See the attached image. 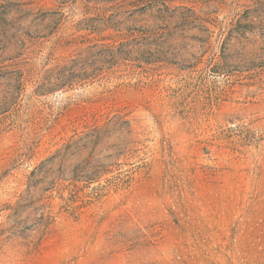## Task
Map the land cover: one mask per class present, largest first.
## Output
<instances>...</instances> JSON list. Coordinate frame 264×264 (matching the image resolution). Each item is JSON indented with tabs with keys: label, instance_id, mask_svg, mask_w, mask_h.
I'll return each instance as SVG.
<instances>
[{
	"label": "rangeland",
	"instance_id": "rangeland-1",
	"mask_svg": "<svg viewBox=\"0 0 264 264\" xmlns=\"http://www.w3.org/2000/svg\"><path fill=\"white\" fill-rule=\"evenodd\" d=\"M0 264H264V0H0Z\"/></svg>",
	"mask_w": 264,
	"mask_h": 264
},
{
	"label": "trees",
	"instance_id": "trees-1",
	"mask_svg": "<svg viewBox=\"0 0 264 264\" xmlns=\"http://www.w3.org/2000/svg\"><path fill=\"white\" fill-rule=\"evenodd\" d=\"M80 76H85V75H83V74H81L80 73ZM74 82V81H73ZM99 118H96V115H94V117H93V122L95 123V125L93 126V128L91 129V133H92V135H93V140H94V142H93V149L95 148V146H97V144H99L101 141H103L104 140V137L107 135V133H108V136L109 137H111L112 136V133H113V135H115V134H117V133H121V134H123L124 133V130L123 129H120V130H117V131H115V130H108V132L106 133V134H103L102 132L104 131V129L105 128H99V127H97L96 125H97V123H98V120ZM116 126V125H115ZM107 131V130H106ZM114 131V132H113ZM129 133V132H128Z\"/></svg>",
	"mask_w": 264,
	"mask_h": 264
}]
</instances>
